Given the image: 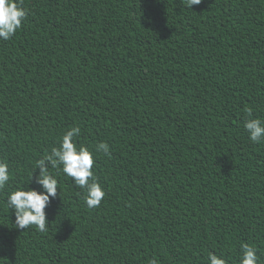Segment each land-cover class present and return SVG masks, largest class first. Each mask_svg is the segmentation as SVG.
<instances>
[{
	"label": "trees",
	"instance_id": "obj_1",
	"mask_svg": "<svg viewBox=\"0 0 264 264\" xmlns=\"http://www.w3.org/2000/svg\"><path fill=\"white\" fill-rule=\"evenodd\" d=\"M0 40V264H264V0H24ZM79 125L105 191L98 208L55 169L50 223L15 227L7 192ZM105 142L110 155L96 152ZM29 182V183H28Z\"/></svg>",
	"mask_w": 264,
	"mask_h": 264
},
{
	"label": "clouds",
	"instance_id": "obj_2",
	"mask_svg": "<svg viewBox=\"0 0 264 264\" xmlns=\"http://www.w3.org/2000/svg\"><path fill=\"white\" fill-rule=\"evenodd\" d=\"M202 0H184L188 9L192 5H198ZM28 10L24 7V0H0V40L7 41L14 36L26 20ZM248 119L243 127L248 133V139L254 144L264 143V119L252 117V109H246ZM81 133L79 125L66 130L57 147H52L49 153L43 155L34 162L30 180L35 169L39 172L35 175V183L39 190L21 185L7 192L5 205L15 216V227L27 229L29 227L45 233L50 224L46 219L45 208L49 206L50 198L58 195V179L51 169L57 173L62 172L71 178L75 186L83 192L85 205L89 209L98 208L105 197V191L98 178L94 175V153L87 146L78 145L75 138ZM96 152L110 155L109 146L105 142L96 145ZM11 180L9 165L0 159V191L5 190ZM28 182V183H29ZM255 245L242 243L240 245L238 264H262L257 254ZM149 264H159L156 258ZM206 264H228L224 255L208 252Z\"/></svg>",
	"mask_w": 264,
	"mask_h": 264
}]
</instances>
